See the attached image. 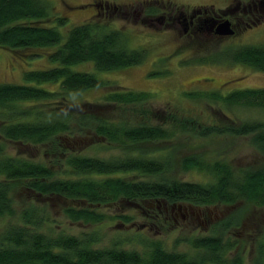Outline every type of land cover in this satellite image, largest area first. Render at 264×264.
<instances>
[{
    "label": "trees",
    "instance_id": "16d2710c",
    "mask_svg": "<svg viewBox=\"0 0 264 264\" xmlns=\"http://www.w3.org/2000/svg\"><path fill=\"white\" fill-rule=\"evenodd\" d=\"M95 5L98 6L96 2ZM108 9L119 10L116 5ZM52 20L60 25L66 21L52 14L44 0H0V48L29 52L31 57L38 55L35 49L56 45L48 58L57 66L28 70L23 76L30 82H59L55 90L0 83V219L12 218L0 229V264H241L240 255L228 257L236 242L223 240L221 234L186 238L194 250L192 255L167 250L156 239L145 240V249L139 250L122 247L121 239L97 246L101 235L95 231L72 234L53 230L56 221L48 211L50 207L38 204L39 198L60 201L63 215L71 222L91 224L106 218L102 206L121 200H160L197 207L231 205L242 200L263 206L264 164L235 168L224 160L189 155L181 159V169L196 170L209 177L190 181L170 176L174 171L170 155H151L143 147L190 132L200 138L249 136L251 144L264 155V120L235 121L224 115L202 124L196 116L167 105L162 122L154 123L150 94L118 86L103 98L102 107L107 106L112 114L120 107L119 117L100 110V104L74 101V95L104 82L91 73L74 71L70 65L91 61L102 71L124 68L141 64L146 51L126 48L118 31H103L95 21L70 27L63 39L56 27L45 25ZM221 55L264 72V43L225 49ZM186 96L194 98L199 94L188 92ZM204 96L230 107L264 109V87ZM60 133L76 135L78 146L86 150L114 144L122 153L99 157L68 152L65 148L63 151L59 144L58 155L51 162L26 155L27 150H23V155L21 147H43ZM10 144L17 146V151H9ZM20 189L31 193L28 200L16 198ZM117 218L127 223L131 219L125 214ZM230 225L226 220L220 229ZM258 252L259 264L264 261V241Z\"/></svg>",
    "mask_w": 264,
    "mask_h": 264
},
{
    "label": "rangeland",
    "instance_id": "374dc122",
    "mask_svg": "<svg viewBox=\"0 0 264 264\" xmlns=\"http://www.w3.org/2000/svg\"><path fill=\"white\" fill-rule=\"evenodd\" d=\"M50 6L52 14L65 18L64 24L56 20L45 23L56 27L63 36L67 30L88 21L98 22L103 31L115 30L120 33L122 44L128 49H144L145 59L141 64L113 70H98L91 61L70 65V69L88 72L102 80L104 84L88 88L74 95V101H88L105 104L103 98L112 89L129 88L143 90L150 94L152 109L151 120L162 122L164 107H177L181 111L196 116L200 123H210L222 119L224 115L235 121L264 120V109L243 105L232 107L205 97L211 92L226 95L237 89L248 87H264V72L251 66L234 63L230 56L223 59L218 51L231 50L246 44L264 43V23L245 28L235 36L220 40L204 41L185 35L181 28L168 27L162 19L148 22L146 19L155 18L161 14L168 17L178 10L187 12L191 7L212 8L220 17L229 11L227 6L235 0H44ZM240 3L248 0H239ZM258 2V0H255ZM98 5L96 7L95 5ZM101 4V5H99ZM111 9L116 5V9ZM227 12V13H226ZM146 16H150L147 17ZM226 16V15H225ZM167 19V18H166ZM224 19H219V21ZM229 21V19L227 18ZM230 22V21H229ZM178 25V24H177ZM231 25V23H230ZM232 28V27H231ZM233 29V28H232ZM234 31V29H233ZM234 33V32H233ZM57 46L35 49L36 56H28L29 52L14 53L0 48V83L10 82L33 85L47 90L59 87L56 83H36L26 81L24 72L40 70L57 66V62L49 60L48 54ZM218 52V53H217ZM162 57H166L163 58ZM200 58V59H199ZM221 58L222 60H218ZM201 62H197L199 60ZM227 60V61H226ZM231 77L235 80L224 84H210L200 81L203 77H211L221 83ZM106 82V84H105ZM118 86V87H117ZM216 86V87H214ZM194 92L198 97L189 98L186 93ZM130 110V107L127 108ZM126 109V110H127ZM106 113L107 106L102 109ZM120 107L115 109L112 117H119ZM135 121L136 118L131 116ZM68 133H60L56 139L48 141L37 149L21 147L27 150L26 155L33 158L51 159L58 155L59 147L81 154L109 157L119 155L121 150L114 144L96 145L86 150L78 146L80 141L76 135L72 138ZM17 146L10 144L9 151H17ZM143 150L151 155H170L173 158L174 171L170 176L190 181H205L209 177L196 170H182L181 159L189 155L202 156L206 160H224L235 168H254L264 164V155L255 148L249 136L219 135L200 138L192 133L179 134L169 141H159L145 144ZM127 152V151H126ZM23 155H25L23 151ZM17 199L28 200L31 193L26 189L18 191ZM38 204L48 207L52 218L53 230L66 233L80 234L81 232H98L101 240L97 246L110 245L113 241L122 240V247L144 250V243L149 239L161 242L167 250L183 251L194 254V250L186 242V238L221 234L223 240H233L236 246L228 252V257H242L241 264H258V247L264 241V205L258 206L245 201L231 205L193 206L183 203H166L160 200L148 202H130L121 200L100 209L107 214L100 223L71 222L62 213L61 202L47 201L39 198ZM16 209L18 207L16 206ZM125 214L131 217L130 222H124L117 215ZM230 221L229 228L220 229L222 222ZM12 221L7 216L0 219V229ZM146 240V241H145ZM257 262V263H256ZM259 264H264L262 261Z\"/></svg>",
    "mask_w": 264,
    "mask_h": 264
},
{
    "label": "flooded vegetation",
    "instance_id": "af4514ba",
    "mask_svg": "<svg viewBox=\"0 0 264 264\" xmlns=\"http://www.w3.org/2000/svg\"><path fill=\"white\" fill-rule=\"evenodd\" d=\"M108 7L109 5H106L107 10ZM227 7L230 8L228 9L229 13L225 14L226 16L224 15V17H220V15L214 12L212 8L202 6L191 7L187 12L178 10L176 14H170L168 17L161 14L155 18H149L146 20L148 22H152L153 20L162 21V19L167 20L166 25L168 27L178 28L180 26L179 28H181V31L185 35L190 36L193 39L201 38L207 42L208 40H219L220 42V40L222 41L224 38L228 37L217 34L215 32V27L212 26V21L216 22L219 19L228 18L231 23V27L234 29V33L230 35L231 37L238 35L237 33L242 29L264 23V0H258V2L255 0H248L246 3H240L239 0H235ZM223 51L225 50L218 52L221 54ZM163 58L166 57H162V59ZM232 80H235V78L231 76L230 79L222 83L211 77H203L200 79V81H205L210 84L216 83L217 85L224 84Z\"/></svg>",
    "mask_w": 264,
    "mask_h": 264
},
{
    "label": "water",
    "instance_id": "95a60500",
    "mask_svg": "<svg viewBox=\"0 0 264 264\" xmlns=\"http://www.w3.org/2000/svg\"><path fill=\"white\" fill-rule=\"evenodd\" d=\"M212 26L215 27V32L222 36L232 35L234 32L227 19L221 20L218 23L212 21Z\"/></svg>",
    "mask_w": 264,
    "mask_h": 264
}]
</instances>
